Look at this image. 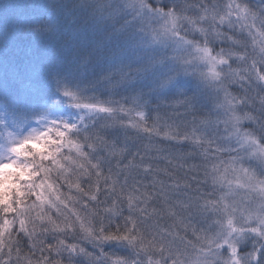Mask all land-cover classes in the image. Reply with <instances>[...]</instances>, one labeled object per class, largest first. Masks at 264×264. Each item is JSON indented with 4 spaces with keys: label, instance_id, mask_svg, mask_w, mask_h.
I'll list each match as a JSON object with an SVG mask.
<instances>
[{
    "label": "trees",
    "instance_id": "16d2710c",
    "mask_svg": "<svg viewBox=\"0 0 264 264\" xmlns=\"http://www.w3.org/2000/svg\"><path fill=\"white\" fill-rule=\"evenodd\" d=\"M152 2L156 7H174L182 16L188 17L178 20L175 27L179 35L187 36L190 23L191 28L198 29V34H206L209 28L207 24L231 0ZM237 2L256 6L264 3V0ZM132 11H125L115 24L109 23L101 28L95 23L92 9L82 0H0V114L11 117L15 112L19 115L18 119L30 129L45 128L50 121L76 124V136L79 139L82 140L87 134L97 143L92 158H102L105 172L111 169L122 192L117 198L115 213L118 214L103 211L104 207L112 204L111 195L103 193L101 200L106 203L94 206L95 213L83 207L86 198L80 203L68 202L69 208L79 212L80 222L91 228L93 233L103 227L105 233L111 231L118 235L131 227L130 221L126 219L131 216L145 237L153 235L157 238L160 235L167 241L178 242L179 237L186 239L188 235L182 225H191L180 212L169 217L167 207L173 210L176 200L186 196L187 199H193L207 193L199 188L201 184L199 187L194 186L200 183V176L203 175L201 163L223 158L224 151L213 142L199 139V143H196V139H183L186 130L195 127L191 115L198 105L197 95L193 93L191 85L175 77L178 74L174 69L167 67L166 60H170V57L166 53L155 48L145 49V53L137 52V47H140L137 22L146 21L135 18ZM125 21L128 23L125 24ZM196 22L202 24L196 26ZM121 25L124 27L118 32ZM217 30L226 37L222 40L223 49L235 47L227 39L228 35L243 37V33L234 28H216V36ZM195 34H190L189 38H195ZM121 65L128 72V78L121 81L117 74L103 78L110 70ZM236 65H241L238 67L242 72L244 65ZM138 68L146 70L134 71ZM230 84L228 88L233 94H244V89L238 83ZM60 87H68L91 102L108 104L114 111L111 114L85 109L78 111L59 91ZM81 88L84 89L82 94L78 93ZM248 95L252 103L240 105L241 113L250 112L257 118V123L264 122V105L259 101L260 93L249 88ZM121 107L128 110L127 115L120 111ZM137 111L144 112L146 119L139 120ZM34 113L44 116L43 125L28 119L29 114ZM129 121L143 124L150 131L133 127ZM243 125L264 132V129L250 122H244ZM165 133L168 138H165ZM97 137H102L103 141L97 140ZM105 146L108 152L104 150ZM113 149L120 151V155H110ZM47 151H51V148ZM72 156L76 158L75 153ZM92 162L95 163V160ZM129 162L131 164L125 168ZM11 170L14 169L6 171L11 174ZM73 171L79 170L73 167ZM4 172H0V175L4 176ZM94 179V176L91 180L87 175L81 176V186L87 189ZM56 183L60 185L59 193L73 197L78 195L74 188L69 189L62 181L56 180ZM128 195L135 201L131 209L127 203ZM196 203L197 200L194 201ZM51 214L55 217L54 210ZM69 215L75 230L61 234L65 239L90 248L100 247L102 251H116L117 244L124 245L122 240H102L100 244L101 239L86 237L80 231L76 217ZM54 235L56 233L49 234L48 239L51 240ZM39 236L40 233H37V238ZM37 254L40 255L39 252ZM64 255L62 253V259Z\"/></svg>",
    "mask_w": 264,
    "mask_h": 264
},
{
    "label": "snow or ice",
    "instance_id": "6c2138e0",
    "mask_svg": "<svg viewBox=\"0 0 264 264\" xmlns=\"http://www.w3.org/2000/svg\"><path fill=\"white\" fill-rule=\"evenodd\" d=\"M82 3L92 9L95 23L101 28L109 23L115 24L117 19L129 9L133 10L137 17H144L145 14L151 17L162 13L165 22L172 28L176 27L178 20L189 19L182 16L174 7L171 9L163 6L156 7L152 0H119V2L118 0H82ZM232 3H235L234 14L241 22L238 27L243 31V37L227 36L229 42L235 45L234 48L228 50L227 55L223 49L217 53L207 41L203 47L198 46L197 50L202 53L200 59L208 66L209 79L219 81L222 76L231 74L229 83H238L244 89L242 96H236L226 84L221 85L229 105V122L233 130L229 135H238L239 148L247 149L248 158L255 160L259 167L244 164L242 158L236 156L229 157L227 162L221 160L211 165L208 178L213 187L209 192L196 197L199 202L198 210L204 214L211 213L212 218L207 229L197 230L195 225L183 224L185 232L191 231L195 239L185 240L181 236L179 239L182 244L177 245L166 241L163 237L148 239L129 216L126 219L130 221L131 227L125 228L124 232L119 233V228H117L118 235L111 231L105 233L101 227L99 230L101 235L95 236L91 228L80 222L79 212L74 208H69L68 202L80 203L86 198L83 207L90 208L95 213L96 207L94 206L106 203L101 200L103 193L112 197L111 206L104 207L103 211L115 213L117 198L121 195L122 189L118 181L114 179L111 169L105 172L102 158H92V153L97 149V143L93 139L87 134L82 140L74 136L73 133H78L76 124L50 121L43 132H38L33 128L23 141L27 143L45 138L48 141L46 144L33 143L32 145L35 153L46 152L42 155V159L50 161V164L40 165L39 172L34 174L41 178L28 185L30 191L27 195L34 199L29 201L26 194L19 190L15 203H12L6 194L0 198V264H13L14 259L20 264H25V262L33 264L30 257H35L37 252L40 255L35 264H64L62 253H68L69 256L82 255L89 260L92 259L93 254L87 249L61 235L75 230L69 214L76 217L80 231L85 233L86 237L122 240L130 247L138 248V254H143L145 257L141 264H264V242H262L264 241V132L242 127L244 122H250L264 129V122L257 123V118L250 112L245 111L241 114L238 111L240 105L252 103V98L248 95L249 88L260 93L259 101L264 105V19L257 20L256 13L251 11L246 2L231 0L229 8ZM231 15L233 13L229 11L228 16ZM249 16L252 17L251 20ZM225 19L227 17L224 15L219 17L221 23ZM123 27L124 25H121L117 31H121ZM224 35L217 30V39ZM240 48L244 50L238 51L237 49ZM234 60L244 65L242 72L239 68L232 67ZM144 70L146 69L138 68L134 71ZM113 74L119 75L121 81L129 76L121 65L110 70L103 78H110ZM168 79L170 80L171 77ZM59 91L68 98L71 106L77 109L108 114L114 111L110 105L100 101L91 102L68 87H60ZM120 111L125 115L128 114L126 108L121 107ZM136 116L141 121L146 119L142 111H137ZM129 124L133 127L138 126L144 131H150L143 124L137 125L134 121H129ZM5 135L9 138V144L15 143L11 132ZM164 135L168 138L167 133ZM96 139L103 141L102 137ZM183 139L192 140L193 138L186 134ZM195 142L199 143V138H196ZM49 147L51 151H47ZM8 150L17 156L20 154L19 148L15 146ZM104 150L109 151L106 146ZM72 153H75L76 158H73ZM109 154L119 156L120 151L113 149ZM93 160L95 163L92 162ZM0 164L4 169L15 165L17 171L21 167L17 160L12 159L4 163V159L0 158ZM130 164L131 162L126 164L125 168ZM117 166H119V160H117ZM73 167L79 171H73ZM3 174L7 179V171ZM25 174V172H20L21 176ZM83 175H87L90 180L93 176L95 178L87 189L81 186L80 177ZM56 180L62 181L69 189L74 188L78 195L73 197L59 193L60 185L56 183ZM5 193H7V188H5ZM134 202L133 197L128 195L127 203L130 209ZM53 210L55 217L51 214ZM153 211L156 210L153 209ZM170 214L175 213L170 211ZM10 215L11 218H9ZM213 225H215L214 230ZM13 233L17 237H23L22 242L32 249L29 255L26 256L19 246L21 241H17L15 248L5 243V238L11 240ZM37 233H40L39 238H37ZM51 233H56V235L49 240L48 236ZM253 237L255 239H252ZM249 241H251L250 247L248 246ZM114 264H127V262L121 257L116 258Z\"/></svg>",
    "mask_w": 264,
    "mask_h": 264
},
{
    "label": "rangeland",
    "instance_id": "374dc122",
    "mask_svg": "<svg viewBox=\"0 0 264 264\" xmlns=\"http://www.w3.org/2000/svg\"><path fill=\"white\" fill-rule=\"evenodd\" d=\"M228 6L229 5H227L220 14H216V17H213L214 19L212 20V22H209L207 24L209 28L206 30V34L205 32H201V34H198V29L196 27L191 28L192 24L190 23V25L188 26L189 32H187V36L179 35L178 31H176L175 28H172L170 24H167L165 22V19L163 18L162 13L154 14L151 17H149L147 14H145L144 17H137L136 14H134L135 18H142L143 21H146L144 23H141V21L137 22V26L139 27L138 35L140 37V47H137V52L140 51V53H145V49L155 48L161 52L166 53V55L170 57V60H166L168 62L167 67L169 69H174L178 74L177 76H174L177 78H182L184 83L191 85L193 93L197 95L198 105L197 107H194V110H192L194 112L191 115L194 119L195 127L187 129L186 134L188 136H191L193 139L199 138L206 142H213L216 145L220 146L224 151L223 158L217 159L216 161L204 160L203 164L201 163L204 168L202 170L203 175L200 176V183H195L194 186L199 187V184H201L202 186L199 188L205 190V192H209L213 187L211 180L208 178V173L211 171L212 164L219 163L221 160L227 162L229 157L236 156L242 158V162L244 164H251L253 166L259 167L255 160H250L248 158L247 149L239 148L238 135H229V133L233 130L229 122V105L226 102L224 91L221 85L226 84L227 87L229 86V79L231 74H229L228 76H222L221 80L219 81L209 79L207 75L208 66L205 61L200 59L202 53L197 50L198 46L203 47L206 41L209 45H211V47H213V49L217 53H219L220 50L223 49L221 47V44L222 40H224L226 37L224 35L221 38L217 39V36L215 35L216 28L224 26L226 28H234V30L243 33L242 29L238 27L241 22L234 14L236 11L235 3L231 4V8H229ZM229 11H231L233 15L228 16ZM132 13L135 12L132 11ZM221 15L227 17V19H225L223 23H221L219 20V17ZM199 24L202 23L196 22V26H199ZM194 32H196V37L193 39L189 38V35ZM228 44L229 46H231L229 42ZM231 48L234 47H227L223 49L225 55H227L228 50ZM236 64L238 63L234 60L232 63V67L239 68L238 66H241ZM78 93H84V89L81 88ZM75 109L78 111L81 110L77 108ZM238 111L241 113L239 107ZM5 117H3V113L0 114V158L3 159L6 156L7 148L9 145V138L5 134L7 132H11L13 134V138L16 139L25 134L30 129L18 119L19 115H17L15 112L11 117L8 115H5ZM43 117V115L38 116L34 113L29 114L28 119H34L32 120V122L35 121L39 125H43ZM242 127H244V125H242ZM193 179L198 178L193 177ZM186 193L187 195H189V192ZM195 193L198 194L197 192ZM190 194L192 195V192H190ZM187 198L188 197L186 196L183 199L176 200V204L174 205L175 207L173 208V210H169V208L167 207V215H169V217H174L180 212L181 214H183V217L186 218L185 220H187L190 225L196 226L197 230L201 228L207 229L208 224L212 218L211 213L204 214L199 211L197 208L199 202L197 201V203L194 204V201L196 202L195 197L193 199ZM188 207L190 208V210H188ZM170 211H173L175 214H170ZM212 227L214 230L215 225H213ZM186 234L188 235L186 236L185 240L195 239L192 236L191 231H188V233ZM153 237L154 236L152 235L148 236L147 238L151 239ZM161 237L163 236L159 235L156 239H160ZM102 240L103 239H101L100 244L102 243ZM122 242L124 245L119 246V244H117L116 251H102L100 247L95 248L93 246L90 248L83 244H78L87 249L88 252L93 254L92 259L89 260L82 255L69 256L68 253H65L63 262L64 264H114V260H116V258L123 257L125 258L127 264H141V262L145 260L143 254H138V248L134 250L126 242ZM171 242H174L177 245L182 244V241L180 239L178 242ZM248 246H251V241H249Z\"/></svg>",
    "mask_w": 264,
    "mask_h": 264
},
{
    "label": "clouds",
    "instance_id": "9594fccd",
    "mask_svg": "<svg viewBox=\"0 0 264 264\" xmlns=\"http://www.w3.org/2000/svg\"><path fill=\"white\" fill-rule=\"evenodd\" d=\"M249 5V4H248ZM251 11L256 13L257 20L264 19V3L252 6L249 5ZM249 20L252 19L251 16L248 17ZM28 130L25 134L15 139L14 144H9L6 152V156L4 158V163H7L9 159L17 160L19 165L21 166L19 171L16 170V166L11 167V174L8 175L7 179L5 176L0 175V198H2L5 194L9 197L12 203H15V198L17 197L18 190L20 192H24L26 194V198L31 201L33 197L28 196L27 193L30 191L28 185L31 184L34 180H39L41 177L39 175H34L39 172V167L42 164H50V161L42 159V155L45 153H35L32 145L33 143H48L47 139H42L39 141H29L24 143V137L28 135L31 130ZM38 132H43L45 130L44 127H35ZM74 136L77 133H73ZM12 146L19 148L20 154L17 156L11 153L8 149ZM53 147V145H50ZM26 166V167H25ZM7 169L3 168V165L0 164V172H4ZM20 172H25L24 176L20 175ZM31 177V179H30ZM5 188H7V193H5ZM11 218V215L10 217ZM95 236L99 237L101 235L100 231L94 233ZM252 239H255L253 237ZM17 241H21L19 246L23 249L24 254L27 256L31 253L32 249L28 248L26 243H23V237H17L15 233H13V238L9 240L7 237L5 238L6 244H11L13 248L17 247ZM264 242V241H262ZM33 260V264H35L36 260L39 258L38 254L35 257H30ZM13 264H20V262L13 260ZM26 264V262H25Z\"/></svg>",
    "mask_w": 264,
    "mask_h": 264
}]
</instances>
